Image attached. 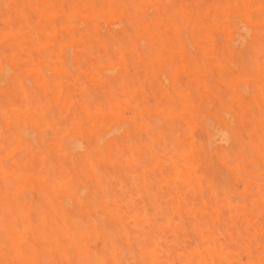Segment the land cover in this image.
Returning a JSON list of instances; mask_svg holds the SVG:
<instances>
[{"label":"rangeland","instance_id":"374dc122","mask_svg":"<svg viewBox=\"0 0 264 264\" xmlns=\"http://www.w3.org/2000/svg\"><path fill=\"white\" fill-rule=\"evenodd\" d=\"M0 264H264V0H0Z\"/></svg>","mask_w":264,"mask_h":264},{"label":"bare ground","instance_id":"6f19581e","mask_svg":"<svg viewBox=\"0 0 264 264\" xmlns=\"http://www.w3.org/2000/svg\"><path fill=\"white\" fill-rule=\"evenodd\" d=\"M182 20V19H181ZM17 26V25H16ZM158 28V27H157ZM95 29V28H94ZM204 31V30H203ZM76 32V31H75ZM98 35V34H97ZM198 35V34H197ZM97 38V37H96ZM102 39V38H101ZM97 40V39H96ZM95 40V41H96ZM159 41V40H158ZM69 43V42H68ZM104 44V43H103ZM96 45H97V43H96ZM237 45V44H236ZM97 47V46H96ZM67 49V48H66ZM10 56V55H9ZM77 56V55H76ZM134 59V58H133ZM59 66V65H58ZM228 74H230V73H228ZM114 79V78H113ZM27 83V82H26ZM216 89V88H215ZM57 92V91H56ZM244 92V91H243ZM44 93V92H43ZM245 93V92H244ZM52 94V93H51ZM56 94V93H55ZM218 94V93H217ZM43 96V95H42ZM44 97V96H43ZM44 99H45V97H44ZM235 105V104H234ZM77 106V105H76ZM237 107V106H236ZM212 116V115H211ZM220 118V117H219ZM71 120V119H70ZM233 121V120H232ZM219 122V121H218ZM234 125V124H233ZM227 128V127H226ZM98 129V128H97ZM75 130V129H74ZM114 131V130H113ZM122 131V130H121ZM219 134V133H218ZM212 135V134H211ZM227 135V134H226ZM215 138V137H214ZM211 141V140H210ZM37 143V142H36ZM218 144V143H217ZM168 151V150H167ZM245 151V150H244ZM215 157V156H214ZM217 157V156H216ZM52 158V157H51ZM217 159V158H216ZM6 163V162H5ZM109 164V163H108ZM15 185V184H14ZM62 195V194H61ZM12 199V198H11ZM52 211V210H51ZM249 211V210H248ZM241 216V215H240ZM107 217V216H106ZM238 225V224H237ZM28 227V226H27ZM67 228V227H66ZM30 229V228H29ZM69 229V228H68ZM30 231V230H29ZM78 231V230H77ZM80 231V230H79ZM95 232V231H94ZM92 233V232H91ZM104 233V232H103ZM73 235V234H72ZM106 235H108V234H106ZM183 236V235H182ZM53 237V236H52ZM107 237V236H106ZM105 237V238H106ZM38 241V240H37ZM106 242V241H105ZM52 247V246H51ZM25 248V247H24ZM37 249V248H36ZM49 250V249H48ZM21 251V250H20ZM62 253V252H61ZM64 258V257H63ZM65 259V258H64ZM113 263V262H112Z\"/></svg>","mask_w":264,"mask_h":264}]
</instances>
